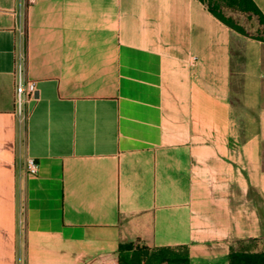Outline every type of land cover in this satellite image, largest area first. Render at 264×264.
Instances as JSON below:
<instances>
[{
    "label": "crops",
    "instance_id": "obj_1",
    "mask_svg": "<svg viewBox=\"0 0 264 264\" xmlns=\"http://www.w3.org/2000/svg\"><path fill=\"white\" fill-rule=\"evenodd\" d=\"M126 242L264 252V41L199 0H0V264Z\"/></svg>",
    "mask_w": 264,
    "mask_h": 264
},
{
    "label": "trees",
    "instance_id": "obj_2",
    "mask_svg": "<svg viewBox=\"0 0 264 264\" xmlns=\"http://www.w3.org/2000/svg\"><path fill=\"white\" fill-rule=\"evenodd\" d=\"M199 1L204 4L203 0ZM228 1L236 3L243 10L252 12L258 17L259 22L264 23V13L257 8L253 0ZM205 7L216 18L233 28L218 16L212 8L208 5H205ZM236 244V246L230 247L228 255L229 264H264V252L250 249L249 244H243L242 242H237ZM130 250L133 251L131 258H128L127 254L121 255L122 252ZM188 262L187 247L184 245L149 248L138 243L126 242L120 243L114 252L100 254L83 264H188Z\"/></svg>",
    "mask_w": 264,
    "mask_h": 264
},
{
    "label": "rangeland",
    "instance_id": "obj_3",
    "mask_svg": "<svg viewBox=\"0 0 264 264\" xmlns=\"http://www.w3.org/2000/svg\"><path fill=\"white\" fill-rule=\"evenodd\" d=\"M203 2L236 30L264 41V23L259 22L258 17L252 12L243 10L236 3L228 0H203ZM19 208L22 212V206ZM132 250L122 252L121 255L127 254L128 258H131Z\"/></svg>",
    "mask_w": 264,
    "mask_h": 264
},
{
    "label": "built area",
    "instance_id": "obj_4",
    "mask_svg": "<svg viewBox=\"0 0 264 264\" xmlns=\"http://www.w3.org/2000/svg\"><path fill=\"white\" fill-rule=\"evenodd\" d=\"M21 31V30H20ZM14 87H13V103L14 111L19 117L26 114L27 104L35 98L36 82L25 77V56L16 55L14 60ZM37 163L29 158L26 161V171L34 174L37 171Z\"/></svg>",
    "mask_w": 264,
    "mask_h": 264
},
{
    "label": "water",
    "instance_id": "obj_5",
    "mask_svg": "<svg viewBox=\"0 0 264 264\" xmlns=\"http://www.w3.org/2000/svg\"><path fill=\"white\" fill-rule=\"evenodd\" d=\"M36 94H37V93H35V97H36Z\"/></svg>",
    "mask_w": 264,
    "mask_h": 264
}]
</instances>
